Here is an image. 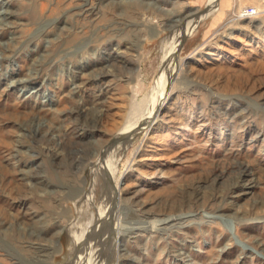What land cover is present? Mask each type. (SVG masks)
I'll return each instance as SVG.
<instances>
[{"label": "rangeland", "instance_id": "rangeland-1", "mask_svg": "<svg viewBox=\"0 0 264 264\" xmlns=\"http://www.w3.org/2000/svg\"><path fill=\"white\" fill-rule=\"evenodd\" d=\"M82 1L0 10V264H264V0ZM177 19L193 30L173 51ZM173 70L155 128L110 151L115 202L96 153ZM170 207L181 223L115 241Z\"/></svg>", "mask_w": 264, "mask_h": 264}, {"label": "bare ground", "instance_id": "bare-ground-1", "mask_svg": "<svg viewBox=\"0 0 264 264\" xmlns=\"http://www.w3.org/2000/svg\"><path fill=\"white\" fill-rule=\"evenodd\" d=\"M91 1L92 0H83L82 1V5L79 6L77 8V10H75L74 13H76L78 16H87L89 14H94L95 11L99 9V7L96 6V5H94V3L92 4ZM96 1H98V0H96ZM102 2H107V3H110V2L120 3V2H122V4H123V2L124 3H132V2H137V1H135V0H99V3H102ZM3 4H5V0H0V10H1V8H4L3 7ZM138 4H141V2L140 3L138 2ZM241 11H243V12H241L240 14H238L236 12L233 13L231 15V17H230V19H229L228 22L230 24H241V25H244V21L246 19H248L249 16H251L250 14H252V13L248 9H242ZM3 12H4L3 14H5L6 10H4ZM5 15H7V14H5ZM5 15L2 16V17L0 16V21L3 22V23L0 24V29H3L2 26H4L7 23L6 21H8L7 20V17ZM45 23L46 22H44L43 24H45ZM173 28H174L173 29L174 35L177 36V42H176L175 45H171V47L169 48V50H173V48H174V50H177L178 47L180 46V43L183 42V40L186 38V36L193 30L192 29L193 26L192 27H188V22L187 21H185V22L184 21H181V20L179 21L178 19L175 22ZM179 30H180V33H179ZM178 33H179V35H178ZM221 33H223V32H217L216 31V33L213 34V37H217ZM228 34H231V33H228ZM209 41H211V40H209ZM53 61H55V59ZM181 69H179V71H181ZM178 73L179 72H175L173 70L168 75L166 74L167 75L166 76V79L162 83L161 88L158 89V90H156V94H158V95L157 96L154 95V96L157 97L155 99V101H151V99H149V102H148V104L146 106H144L142 104V107H140V108L138 107V108H135L134 110L132 108L131 109V112L129 111L130 112V115L128 117V118H130L129 121H126L125 124H124V126L121 127L118 130V132L115 133L112 136V138L108 141V143L105 144L100 149V151H98L96 153L97 157H99L98 159H99V162H100L99 165L101 167V170L103 171V173H105V176H106V178L108 180V183H109V185L113 189V192H114L113 193L114 194L113 197L115 199V202H122V200L124 199V196H123L124 189L123 188H119L117 186V184H120V181L117 182V184L115 182V172H116V169H117L118 166H116L117 164L115 166L112 165L113 167L109 165L108 162H109V158H110V151L111 150H114V152H115L116 149H118L119 152H122L123 151L122 154H121V156L117 157V160H120L122 158L123 154H124L125 149H127L132 144L131 143L132 142V139L140 132V130H142V128H146L147 130H153V128H155L156 122L159 121L160 118L162 117L163 109L166 107V104L169 102V100H171L174 97L173 96L174 94L172 93V91H173V89L175 87V84L179 81V78L180 77H179ZM21 82H22L21 83V87H22L21 88V91H22L23 89H25L28 86V84L25 82V80H22ZM201 85H203V84H201ZM182 90H183V88H181V92H182ZM153 94H155V93H153ZM177 98H178V95H177ZM177 103H178L177 100L174 99L173 100V106L175 108L178 107ZM201 114H203V112ZM40 120H41V118L38 116V114L37 115L35 114L34 116H32L29 119V121L27 123L28 124V127H30L32 125V123H36V122H38ZM21 133H22V135L25 134L24 132H21ZM43 135H45V134H41V136H43ZM11 154H13V153L11 152L10 154H8L7 157L8 158H10V157L12 158ZM13 156H14V154H13ZM133 161H134V159H133ZM134 163H136V159H135V162ZM134 163L131 164V168H133L132 166H134ZM7 168H8V173H13V172L16 171V169L18 167H17V165H15L14 167H9L8 166ZM10 168H12V169H10ZM17 187L21 188V187H25V185L23 184V185H19ZM140 205H141V207L135 208L136 213H137L136 214V217L138 216V218H139V216L141 218V213L144 210V208L146 207V203H142ZM171 210H172L171 207H170V209L169 208L166 209V212L164 214L162 213L164 216L161 215L158 218H156V220H154V221H152V220L151 221H147L145 224H141L140 227L137 225V226H133V227L127 229V230H123L120 226H115V228L119 230L118 231L119 233L117 232L116 235H115V238H114L115 241L118 242L120 238H122V237L123 238H126L128 236L129 237L130 236H134L135 238H138V237L141 236L142 233L145 234V235L148 234V233L150 235H152L153 233L156 232L159 235L160 230H167V228L170 226L169 224H172V223H175V224L181 223V221H183L182 214L173 215V214L170 213ZM112 217H113V211H109V210H107V211L106 210L100 211L99 212V215H98V221H97L98 228L101 229L103 227V225H106L109 221H111V218ZM22 222H25V221L22 220ZM157 222H159L163 226L161 228L158 227ZM116 224L118 225L117 222H116ZM175 224H173V225H175ZM24 229H26L25 226H24ZM121 231H123V232H121ZM19 236L20 235H18L17 237H19ZM154 237H156V235ZM160 237L161 236H159V238ZM86 244H88V243H87V240L84 238L83 239L82 247L80 248L81 251H84ZM84 258L80 259L79 262L82 263V264H84V263L91 264L90 262L84 260Z\"/></svg>", "mask_w": 264, "mask_h": 264}]
</instances>
